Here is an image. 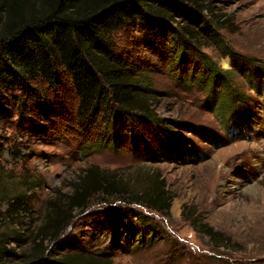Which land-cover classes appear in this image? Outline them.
I'll use <instances>...</instances> for the list:
<instances>
[{"label": "rangeland", "instance_id": "rangeland-1", "mask_svg": "<svg viewBox=\"0 0 264 264\" xmlns=\"http://www.w3.org/2000/svg\"><path fill=\"white\" fill-rule=\"evenodd\" d=\"M213 3L216 14L226 19V28L218 32L223 43L259 70L255 78L252 72L247 77L245 70L232 74L231 89L249 101L243 102L251 117L226 129L219 108L209 106L207 93L175 81L134 28L120 31L115 36L118 47L139 65L156 69L150 80L164 94L158 112L191 128L178 130L180 141L170 161L154 164L129 148L85 149L89 144L69 122L75 94L65 75L56 93L41 82L33 85L36 95L44 97L40 106L17 94L20 103L12 107L13 118L0 122V229L15 228L16 223L23 236L22 241L12 240L15 256L7 264H27L25 253L33 249L29 236L42 223L47 202L59 192L70 196L83 171L92 166L134 192L145 191L160 177L172 197L170 212L130 205L128 197L98 195L88 209L76 212L59 241L46 243L47 256L33 264H54L53 259L65 251L84 249L95 255L105 253L113 264H264V0ZM204 51L223 70L232 69L230 57L217 46ZM52 111L59 116L51 115ZM17 196L28 210L9 218L5 215L9 201ZM126 208L148 214L149 228L157 225L153 238L145 235L140 242V234L130 243L119 238L104 212ZM204 224L229 237L231 244L213 245L199 230Z\"/></svg>", "mask_w": 264, "mask_h": 264}, {"label": "trees", "instance_id": "trees-1", "mask_svg": "<svg viewBox=\"0 0 264 264\" xmlns=\"http://www.w3.org/2000/svg\"><path fill=\"white\" fill-rule=\"evenodd\" d=\"M213 2L0 0V122L13 118L12 107L20 103L17 94L40 106L44 97L36 95L33 85L41 82L56 93L65 75L75 94L69 122L89 144L85 149L118 152L129 148L150 163L170 161L180 141L178 130L191 127L158 112L164 94L150 80L156 69L139 65L118 47L116 34L134 28L141 35V43L160 58L175 81L208 94L209 106L219 108L226 129L239 126L251 117L252 111L246 106L249 101L240 99L242 95L231 89L233 70H245L247 77L252 72V78L258 76L259 70L223 43L218 32L226 28V19L216 14ZM213 45L230 57L231 70H223L204 51ZM52 114L59 116L53 111ZM98 195L128 197L130 205L160 214L171 209L172 197L160 177L154 178L145 191L134 192L98 167H89L70 196L59 192L47 202L42 223L29 236L33 249L25 253L27 264L47 256L46 243L59 241L76 212L88 209ZM27 210L26 202L17 196L9 201L5 215L15 218ZM104 213L113 231L127 243L140 234V242L145 235L154 236L157 225L149 228L152 224L148 214L129 208ZM13 226L0 229V264H7L15 256V249L10 247L12 240H23L18 224ZM199 226L213 245L226 248L231 244L229 237L212 227ZM113 243L118 244L116 239ZM53 260L54 264H113L105 253L95 255L85 249L79 253L65 251Z\"/></svg>", "mask_w": 264, "mask_h": 264}]
</instances>
